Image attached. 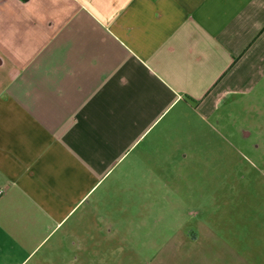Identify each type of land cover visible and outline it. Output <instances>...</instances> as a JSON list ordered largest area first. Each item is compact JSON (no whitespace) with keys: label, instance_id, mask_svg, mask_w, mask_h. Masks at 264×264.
I'll return each instance as SVG.
<instances>
[{"label":"crops","instance_id":"1","mask_svg":"<svg viewBox=\"0 0 264 264\" xmlns=\"http://www.w3.org/2000/svg\"><path fill=\"white\" fill-rule=\"evenodd\" d=\"M262 94L264 0H0V264H115L130 227L129 264L138 240L146 264H264V198L223 221L178 207L171 233L120 218L171 148L215 145L214 119Z\"/></svg>","mask_w":264,"mask_h":264},{"label":"rangeland","instance_id":"2","mask_svg":"<svg viewBox=\"0 0 264 264\" xmlns=\"http://www.w3.org/2000/svg\"><path fill=\"white\" fill-rule=\"evenodd\" d=\"M248 101L251 103L250 111L241 112V99H237L233 100L229 107L223 111L224 123H217L214 119L215 129L209 131L208 138L211 136L216 144L196 148L201 154L194 151L193 148L186 147L184 153L188 158L184 159V163H180L177 160L182 158V152L173 156L179 150L171 148L170 163L163 164L161 169L155 166L154 179L153 181L148 180V183L151 182V186H148L147 193L143 192L146 195H138V210H123L120 213V218L123 221H129L131 217L136 218L137 221L149 217L164 219L166 222L169 221L171 227L165 228L167 232L171 233L173 228H176L178 207L184 209L186 220L197 223L208 217V213L211 212L209 207L212 206V210L217 209L213 212L218 214L220 221H223L228 218L227 210L240 207L246 196H249L251 201H259L264 198L262 196L264 195V163L256 158L264 155V94L256 95ZM225 118L228 119V123H225ZM244 124H247L251 133L249 139L242 135ZM225 139L233 141L235 146L225 142ZM258 144L260 146H257ZM205 152L208 153L205 154ZM194 153L200 155V158L207 157L208 160L205 158L201 160V163H198L194 161ZM248 156L252 158L250 163L246 159ZM179 169L181 170L179 171ZM144 183L145 180L137 179L135 181L137 188H140ZM129 187L130 180H126V185L123 184L122 188ZM121 198L125 204L124 199L128 196L123 194ZM195 202L200 205L202 211L196 209ZM215 222L219 224L218 221L215 220ZM132 228H123L126 238L122 242L115 243L120 247L121 252L115 254L114 260L106 259L107 261H114L115 264H129L131 246L129 240ZM187 228L188 226L185 227L186 231ZM136 229L140 230L139 238L147 235L146 228L141 223H138ZM144 241L139 242L138 240L137 242V264H146L153 255V244L150 245ZM133 252H135V244H132V255ZM88 258H90V264H104L103 255L98 253L94 256L90 255Z\"/></svg>","mask_w":264,"mask_h":264},{"label":"built area","instance_id":"3","mask_svg":"<svg viewBox=\"0 0 264 264\" xmlns=\"http://www.w3.org/2000/svg\"><path fill=\"white\" fill-rule=\"evenodd\" d=\"M4 192H5V189L0 187V195H2Z\"/></svg>","mask_w":264,"mask_h":264}]
</instances>
